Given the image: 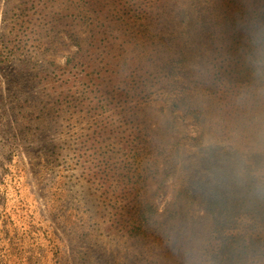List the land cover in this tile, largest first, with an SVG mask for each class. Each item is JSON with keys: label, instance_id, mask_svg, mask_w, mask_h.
Returning <instances> with one entry per match:
<instances>
[{"label": "rangeland", "instance_id": "rangeland-1", "mask_svg": "<svg viewBox=\"0 0 264 264\" xmlns=\"http://www.w3.org/2000/svg\"><path fill=\"white\" fill-rule=\"evenodd\" d=\"M213 4L0 0V264H264V32Z\"/></svg>", "mask_w": 264, "mask_h": 264}, {"label": "trees", "instance_id": "trees-1", "mask_svg": "<svg viewBox=\"0 0 264 264\" xmlns=\"http://www.w3.org/2000/svg\"><path fill=\"white\" fill-rule=\"evenodd\" d=\"M184 14L188 16L189 13L184 11ZM207 14L210 15L207 20L200 14L196 17L202 30L203 28L210 29L211 32H221V34L224 32H264V0H214ZM237 54L242 56L244 52L239 51ZM260 54L262 52L254 50L251 58L256 59ZM227 55L226 49H222L219 57L224 60ZM184 57L187 62L189 55L185 53Z\"/></svg>", "mask_w": 264, "mask_h": 264}]
</instances>
